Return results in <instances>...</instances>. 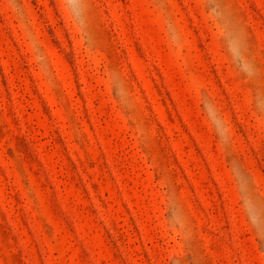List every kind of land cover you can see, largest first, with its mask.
I'll return each instance as SVG.
<instances>
[{
    "label": "rangeland",
    "instance_id": "obj_1",
    "mask_svg": "<svg viewBox=\"0 0 264 264\" xmlns=\"http://www.w3.org/2000/svg\"><path fill=\"white\" fill-rule=\"evenodd\" d=\"M0 264H264V0H0Z\"/></svg>",
    "mask_w": 264,
    "mask_h": 264
}]
</instances>
